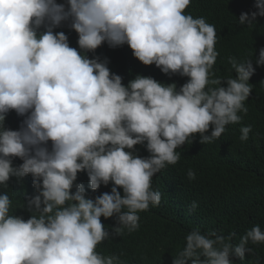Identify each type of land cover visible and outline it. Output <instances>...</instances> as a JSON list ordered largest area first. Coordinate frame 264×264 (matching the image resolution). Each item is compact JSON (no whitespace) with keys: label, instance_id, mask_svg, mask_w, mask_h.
Wrapping results in <instances>:
<instances>
[{"label":"clouds","instance_id":"9594fccd","mask_svg":"<svg viewBox=\"0 0 264 264\" xmlns=\"http://www.w3.org/2000/svg\"><path fill=\"white\" fill-rule=\"evenodd\" d=\"M190 3L0 0V186L31 175L37 193L26 197L27 220L11 214L9 195L0 194V264H123L115 254L96 251L110 238L101 217L116 216L111 234L136 231L138 213L161 201L152 177L179 161L177 149L195 134L202 144L213 142L241 121L238 113H247L252 58L230 57L236 77L213 78L215 26L185 14ZM255 7L239 24L252 27L264 16V0ZM67 21L78 34V49L54 31ZM104 43L127 44L144 65L189 79L179 90L143 75L124 85L107 59L86 54ZM255 63L264 65V48ZM7 114L26 118L12 130L5 127ZM240 131L247 141L251 126ZM145 142L150 155H135L134 146ZM14 158L23 162L13 166ZM80 172L93 191L111 182V192L88 198L84 185L75 183ZM188 178L195 179L191 169ZM235 236L194 228L173 264H234L231 257L243 260L253 252L249 242L264 243L258 224L234 245Z\"/></svg>","mask_w":264,"mask_h":264},{"label":"trees","instance_id":"16d2710c","mask_svg":"<svg viewBox=\"0 0 264 264\" xmlns=\"http://www.w3.org/2000/svg\"><path fill=\"white\" fill-rule=\"evenodd\" d=\"M57 2L65 3V0ZM255 4L256 0H191L185 9V14L203 17L215 26V49L219 55L212 69L213 78L236 77L229 63L230 57L237 60L252 58L255 68L249 80L252 92L244 102L248 111L238 113L241 121L227 125L226 131L213 142L202 144L199 134H195L177 149L179 161L167 165L152 177V189L161 193V201L158 206L150 205L147 211L138 213L140 226L136 231L129 233L125 229L121 235L111 234L112 227L117 224L116 216L101 217L110 238L97 245L98 253L115 254L123 264H173L174 257L185 246L186 235L194 228H199L202 234L216 231L227 236L235 232L231 241L234 245L257 224L264 231V65L255 63L259 50L264 48V16H257L252 27L238 22L242 13L250 16L258 11ZM54 31L64 32L70 46L78 49V34L71 29L70 22ZM86 54L89 58L99 57L101 61L107 59L110 72L120 75L124 85L137 75H143L163 84L175 83L179 90L189 79L178 73L164 74L154 64L144 65L133 56L127 44L112 48L104 43ZM25 118L7 114L5 127L18 130ZM248 125L251 126L249 138L241 141L240 129ZM211 130L210 127L206 134ZM132 151L140 157L150 155L146 142L135 145ZM22 162L14 158L13 166ZM189 169L195 173L193 180L188 178ZM75 183H82L87 197L93 199L102 193H110L113 186L110 182L93 191L86 172L78 173ZM118 190L123 195V189ZM3 193H7L12 201L11 214L25 220L30 218L31 213L24 207L25 200L27 196L37 194L31 175L19 180L11 177L7 187L0 186V194ZM193 202L197 205L195 209L191 208ZM248 247L253 252L246 253L243 260L231 257L234 264H254L257 257L260 264H264V243L249 242Z\"/></svg>","mask_w":264,"mask_h":264}]
</instances>
